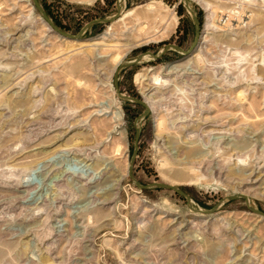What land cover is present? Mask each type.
Segmentation results:
<instances>
[{
	"label": "rangeland",
	"instance_id": "1",
	"mask_svg": "<svg viewBox=\"0 0 264 264\" xmlns=\"http://www.w3.org/2000/svg\"><path fill=\"white\" fill-rule=\"evenodd\" d=\"M116 1L38 0L70 34L115 14ZM190 3L192 51L118 75L122 94L149 104L133 175L180 188L194 209L243 194L264 212V0ZM121 9L68 40L31 0H0V264H264V219L242 199L200 214L129 181L143 107L117 97L114 69L167 44L188 49L194 28L179 0ZM223 13L244 22L212 27Z\"/></svg>",
	"mask_w": 264,
	"mask_h": 264
},
{
	"label": "water",
	"instance_id": "2",
	"mask_svg": "<svg viewBox=\"0 0 264 264\" xmlns=\"http://www.w3.org/2000/svg\"><path fill=\"white\" fill-rule=\"evenodd\" d=\"M179 1L183 2L185 8L190 13V15L192 17V21H193L194 39H193V42L191 43V45L189 46V48L184 50V49H182L181 47H179L177 45L167 44V45H165L163 47V49H161L156 54H154L152 52H149V51H146V52H143V53H140V54L136 55L131 60H128V61L120 63L117 66V68L114 70V73H113V86H114L115 93H116L117 97L120 100H122V101L132 102L134 104H138L141 107H143L142 113L140 115H138L134 119V122H133V127H134L133 149H132V153H131V156H130V159H129V163H128V166H127V177L129 179V181L136 188H138V189H140L142 191H146V190H149V189H152V188L167 189V190L173 191L174 193L180 195L181 197H183L185 199L187 207L193 212H197V213H200V214H211L223 202H229V201L236 200V199H242L246 209L250 213H252V214L264 219V212L254 208L250 204L249 200L243 195L236 194V195L225 196L224 198H222L220 201H218L216 203V205H214L209 210L194 209L191 206L190 197L187 194H185L180 188H178L176 186H173V185H167V184H164V183H160V182L141 184L140 182H138L135 179V177L133 175V164H134V160H135V157H136L137 151H138V140H139V132H140V130H139V122L141 121L142 118H144L148 114L149 109H148V107L146 106V104L143 101H141L139 99H136V98H133V97L126 96V95H124V94H122L120 92V89L118 87V75H119L120 71H122L124 68L139 63L145 56L150 57L153 60H158L166 53V51L168 49H173V50L178 51V52H180V53H182L184 55H187L188 53H190L192 51V49L194 48V46H195V44L197 42V39L199 37V31L200 30H199L198 16H197L196 12L194 11L193 6L191 5V3L188 0H179ZM31 2H32L33 7L36 9L38 14L40 15L41 19L47 24V26H49L50 30L54 34L59 36L60 38H64V39H68V40H79L81 35H82V33L90 26H94V25H97V24H108V23H111V22L115 21L119 17V15L121 13V10H122L121 9L122 0H117L116 3H115V5H116L115 14H113L112 16H110L108 18H99V19L91 20L88 23H86L85 25H83L76 34H70V33L64 32L61 29H59L51 21V19L47 16V14L44 12L42 7L40 6L38 0H31Z\"/></svg>",
	"mask_w": 264,
	"mask_h": 264
},
{
	"label": "bare ground",
	"instance_id": "3",
	"mask_svg": "<svg viewBox=\"0 0 264 264\" xmlns=\"http://www.w3.org/2000/svg\"><path fill=\"white\" fill-rule=\"evenodd\" d=\"M189 2H190V0H188ZM149 7V6H148ZM232 15V14H231ZM245 16V19H247L248 20V18H249V16L250 15H244ZM220 17V16H219ZM232 17V16H231ZM238 17V16H237ZM240 17V21H238L237 19H235V20H233V21H235L236 23L235 24H233L232 26H233V28L235 29V28H237V27H239V25L241 24V23H243L244 21H243V19L241 18V16H239ZM223 20V21H222ZM230 14H228V13H223L222 14V19L220 18V19H216L215 20V22H216V25H214L213 23H214V21H213V23L211 24V26L213 27V26H215V27H219V28H221V29H223L224 30V28L226 27V26H228V27H230ZM237 20V21H236ZM212 22V21H211ZM247 22V21H246ZM42 23L46 26V28L48 29V30H50V28H49V26H47V24L42 20ZM230 24V25H229ZM51 31V30H50ZM148 59L147 58V56H145L143 59ZM119 59V58H118ZM120 63H122V62H120ZM119 63V64H120ZM118 64V65H119ZM117 65V66H118ZM117 68V67H116ZM115 68V69H116ZM114 69V70H115ZM170 70H174L175 68L174 67H170L169 68ZM176 71V70H175ZM190 72V71H189ZM195 72V71H194ZM154 80H156L157 81V78H155ZM159 81V80H158ZM164 84H167V82L168 81H166V80H164V81H162ZM156 84V83H155ZM163 84V85H164ZM149 104H146V106L147 107H149L148 106ZM35 170H37V168L36 169H33V171H35ZM239 195H243V194H239ZM243 196H245V195H243ZM246 197V196H245ZM247 198V197H246ZM248 199V198H247Z\"/></svg>",
	"mask_w": 264,
	"mask_h": 264
},
{
	"label": "built area",
	"instance_id": "4",
	"mask_svg": "<svg viewBox=\"0 0 264 264\" xmlns=\"http://www.w3.org/2000/svg\"><path fill=\"white\" fill-rule=\"evenodd\" d=\"M231 21H233L232 19L230 20V23H231Z\"/></svg>",
	"mask_w": 264,
	"mask_h": 264
}]
</instances>
